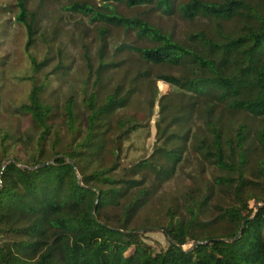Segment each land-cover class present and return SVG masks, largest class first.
Wrapping results in <instances>:
<instances>
[{
    "label": "trees",
    "instance_id": "obj_1",
    "mask_svg": "<svg viewBox=\"0 0 264 264\" xmlns=\"http://www.w3.org/2000/svg\"><path fill=\"white\" fill-rule=\"evenodd\" d=\"M99 1L70 10L134 35L116 55H137L142 66L131 72L127 60L107 62L102 29L98 67L88 64L93 92L83 99V122L74 99L59 108L43 97L49 77L32 89L18 112L39 136L35 145L30 136L12 137L28 159L15 157L2 171L11 136L0 144V264H264V0ZM28 2L17 0L16 15L27 51L36 34ZM153 13L194 26L180 37L154 23ZM45 61L31 56L33 70ZM67 69L62 62L56 70ZM160 81L178 93L160 98ZM139 95L144 114L119 118ZM157 102L152 155L123 163L124 143L149 126ZM190 156L198 169L193 185L182 202L166 206L164 224L157 213L151 222L152 204ZM160 225L167 246L159 249L139 231ZM243 225L237 242L218 241L235 238Z\"/></svg>",
    "mask_w": 264,
    "mask_h": 264
},
{
    "label": "rangeland",
    "instance_id": "obj_2",
    "mask_svg": "<svg viewBox=\"0 0 264 264\" xmlns=\"http://www.w3.org/2000/svg\"><path fill=\"white\" fill-rule=\"evenodd\" d=\"M79 1L100 3L99 0H29L28 10L35 14L34 29L36 34L34 45L27 51V29L16 21L19 11L17 0H0V144L3 136L7 134L11 136L7 142L10 158L16 157L25 161L29 157L23 143L12 142V137L27 139L30 136V143L35 145L39 131L34 128L30 118L20 114L18 109L29 102L32 89L35 86H41L45 80H48V77L49 83L43 97L59 108H62L68 99H74L80 110L82 122L85 120L86 113L81 108L82 102L86 94L93 92V81L87 84L91 79V70L88 64L90 63L93 68L98 67L102 29H108L106 36L107 62L127 60V67L131 72L142 66L137 55L127 53H117L116 55L117 48L135 36L126 35L122 29L112 28L106 24H94L89 17L71 11L70 8L73 4ZM118 9L127 16L133 14L125 6L119 5ZM152 20L166 30L174 29L180 37H183V33L194 26L185 23L179 18V15L162 17L160 14H154ZM28 21L30 22V19ZM31 56L35 57L39 63L46 60V65L34 71ZM62 62L64 66L68 67L67 72L56 70ZM119 74L115 76V80L119 79ZM112 76L113 74L110 78ZM110 78L105 77L108 89L116 85L115 80ZM157 88L160 98L164 95L178 93L174 87L161 81L157 82ZM145 101V95H139L129 108L120 113L119 118L134 113L144 114ZM159 112L160 108L157 102L151 119L144 121V125L147 122L149 126L135 131L131 138L124 143L123 163L138 162L152 155L157 144ZM195 160L190 156L189 162L182 166L176 178L165 185L148 212L151 222L154 220L156 222L153 217L157 213L160 214L158 223L164 224L162 215L166 206H174L175 202L183 201L184 194L193 185L192 175L198 170ZM209 172L210 169L205 170L208 177H210ZM143 217H146L145 213ZM143 220L141 218V221ZM144 234L146 241L154 247L160 249L167 246L163 232Z\"/></svg>",
    "mask_w": 264,
    "mask_h": 264
},
{
    "label": "water",
    "instance_id": "obj_3",
    "mask_svg": "<svg viewBox=\"0 0 264 264\" xmlns=\"http://www.w3.org/2000/svg\"><path fill=\"white\" fill-rule=\"evenodd\" d=\"M9 163H15V159H13V158H9V159H7L5 162H4V164H3V168H2V171H4L5 169H6V167L8 166V164ZM69 163L71 164V165H73L74 166V168L76 169V166H75V163L73 162V161H69ZM50 164H54V161H51V162H46V163H42V164H40L39 166H34V167H32V166H24V165H19L21 168H23V169H26V170H35V169H40V168H45V167H47L48 165H50ZM3 174V172L1 173V175ZM78 177H79V183L81 184V182H82V180H81V177L78 175ZM263 205V203L261 202V201H258V203H257V207H256V211H259V209H260V207ZM95 214V219H96V221L100 224V225H102V226H104V227H108V228H111V227H109V226H107V225H105L103 222H101L98 218H97V216H96V212H94ZM253 219V218H252ZM243 228H244V225H243V227L241 228V230L239 231V233H238V235L235 237V238H233V239H219L218 241H223V242H237L238 240H240V238H241V235H242V233H243ZM140 233L142 232V233H147V232H163L164 234H166V229H164V228H162V227H151V228H148V229H145V230H142V231H139ZM168 237V240L169 241H171L173 244H175L176 246H178V247H180V248H182L183 250H187L184 246H182V245H179L178 243H176V242H174L173 241V239L170 237V236H167ZM198 244H202V242H194L193 243V246H192V248H195ZM189 250V249H188Z\"/></svg>",
    "mask_w": 264,
    "mask_h": 264
}]
</instances>
